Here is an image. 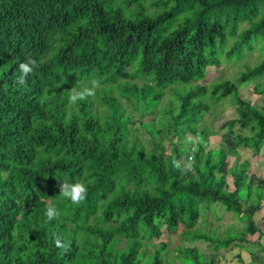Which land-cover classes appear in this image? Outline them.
I'll list each match as a JSON object with an SVG mask.
<instances>
[{
  "label": "trees",
  "instance_id": "16d2710c",
  "mask_svg": "<svg viewBox=\"0 0 264 264\" xmlns=\"http://www.w3.org/2000/svg\"><path fill=\"white\" fill-rule=\"evenodd\" d=\"M252 51L254 62L233 80L208 91L197 83L207 67ZM29 57L37 66L23 76L19 65ZM93 78L95 96L69 103V90ZM262 79L264 0H0V264H170L164 242L153 240L177 229L214 251L253 246L249 263L264 264L252 220L264 187L247 182L249 158L236 163V155L233 168L219 170L226 148H205L214 132L202 123L207 99L229 97L235 117L219 129L258 155ZM247 82L263 99L259 108L238 93ZM165 91L177 93L159 106ZM132 112L152 115L161 131ZM65 181L87 186L82 203L59 195ZM48 204L60 213L51 221ZM216 205L243 223L241 233H189ZM183 242L171 264H212Z\"/></svg>",
  "mask_w": 264,
  "mask_h": 264
},
{
  "label": "rangeland",
  "instance_id": "374dc122",
  "mask_svg": "<svg viewBox=\"0 0 264 264\" xmlns=\"http://www.w3.org/2000/svg\"><path fill=\"white\" fill-rule=\"evenodd\" d=\"M255 52L252 51L250 54L243 56L239 60H229L227 62L220 60V63L218 66H209L207 67V73L202 79H198L197 83H201L205 85L207 91L210 89L211 83L221 80V79H229L233 80L237 73L243 69V64H251L254 62ZM131 81L140 83V79H132ZM264 82V79L260 80V83L262 84ZM188 85H178L180 88V92L185 90ZM238 93L239 95L245 99L248 100L254 107L259 108L262 105L263 99L260 95H257L252 90V84L251 83H244L241 84L238 87ZM177 92L174 94L171 91H165L164 95L162 96L159 106H161L165 101L168 95H176ZM169 97V96H168ZM173 96L170 97L172 99ZM203 98H207V95H204ZM207 103H209V111L202 114V123H206L209 125L211 131L214 133L209 135L207 137V144L205 148H216L218 145H224L226 148V158L222 165L219 167V170H223V168H233V164L235 161V156L238 155L239 159H237L236 163H239L240 160L243 158H249L248 159V175H247V182L254 185L257 182L260 183V186L264 187V147H262L259 151V154L256 156L250 157V152L248 149L242 148L241 146L235 147L233 145V140L229 134V132L225 131L224 129H219L220 124L224 120H228L235 117V111L234 106L230 103L229 97H226L220 102H210L209 99H207ZM167 102V101H166ZM165 102V103H166ZM127 107V109L131 108V105L129 103H125L124 105ZM103 109V108H102ZM133 109L129 110L132 111ZM131 114H134V118H141L142 121L149 122L153 121L154 125L158 132L162 129V124L158 119L152 118V115H149L148 113H144L141 116L136 115V113L132 112ZM135 136H137L141 140H146L148 137V134L144 130H139L138 132L134 133ZM162 144L164 145L165 149H168L167 141L164 139L162 141ZM185 150H190V147L184 146L181 147ZM243 191V190H242ZM252 198V196H250ZM243 200V198H241ZM262 206L261 209L258 210L253 214L252 220L258 227L261 229L263 228L264 224H261L260 219L261 215L264 212V200L261 201ZM204 208V205H203ZM222 211V208L218 205L215 206L214 212L211 210H203L201 211L202 217L205 219V225L196 222L192 228L189 230V233L196 232V233H208L212 237L215 238H222V236L226 233V231H230L233 234H239L241 233L243 229V223L237 221L233 215L231 218H227L225 216H220ZM180 229H177L175 232H163L158 239H154V243L157 244L158 241H162L165 244V247L162 252H164V261L166 263L172 262V260L177 261L175 256V247L178 244L179 238H184L183 245L185 246H195L199 251V257H202L204 261L208 262L209 259H212V264H246L249 261V255L248 251L249 249L252 250L253 246L246 247L243 249H239L236 246L228 247L225 249H219L217 251L212 250L210 247L207 246V244L204 241H191L190 238H186L184 236H180L178 234V231ZM214 230V232H212ZM254 237V236H252ZM238 253L240 256V259L235 257V254Z\"/></svg>",
  "mask_w": 264,
  "mask_h": 264
},
{
  "label": "clouds",
  "instance_id": "9594fccd",
  "mask_svg": "<svg viewBox=\"0 0 264 264\" xmlns=\"http://www.w3.org/2000/svg\"><path fill=\"white\" fill-rule=\"evenodd\" d=\"M37 66V61L29 57L26 62L19 65L23 76L30 74L33 69ZM23 76L20 78V82L23 83ZM100 87V81L96 78L91 79L90 82L86 84H81L78 87L71 88L69 90L68 100L71 104H77L79 101H83L89 97H93L96 94V90ZM59 195L64 199L70 201L73 205H79L87 197V186L80 181L76 182H62L59 183ZM46 217L49 221L56 219L60 213L58 209L52 205L48 204L45 209ZM55 244L58 248L64 250L65 252L70 251V245L65 244L61 241L59 237L55 239Z\"/></svg>",
  "mask_w": 264,
  "mask_h": 264
},
{
  "label": "crops",
  "instance_id": "0c3cea01",
  "mask_svg": "<svg viewBox=\"0 0 264 264\" xmlns=\"http://www.w3.org/2000/svg\"><path fill=\"white\" fill-rule=\"evenodd\" d=\"M260 232H261L260 233L261 236L259 238V243L264 247V225H263V228L261 227ZM258 258H259L258 261H260V262H262V260H264V249L261 253H259ZM248 263H249V261L246 264H248ZM249 264H256V263L251 262Z\"/></svg>",
  "mask_w": 264,
  "mask_h": 264
}]
</instances>
